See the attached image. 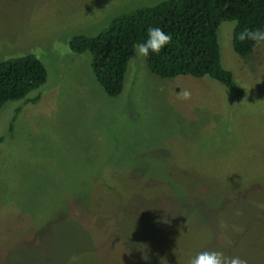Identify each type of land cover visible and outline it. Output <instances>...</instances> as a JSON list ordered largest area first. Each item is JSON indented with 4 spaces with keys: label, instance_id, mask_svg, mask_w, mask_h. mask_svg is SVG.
<instances>
[{
    "label": "rangeland",
    "instance_id": "rangeland-1",
    "mask_svg": "<svg viewBox=\"0 0 264 264\" xmlns=\"http://www.w3.org/2000/svg\"><path fill=\"white\" fill-rule=\"evenodd\" d=\"M159 1L0 0V61L33 54L46 70L35 103L0 106V264H188L204 250L264 264V44L238 55L234 22L217 26L242 97L153 75L134 50L108 96L68 46Z\"/></svg>",
    "mask_w": 264,
    "mask_h": 264
},
{
    "label": "trees",
    "instance_id": "trees-1",
    "mask_svg": "<svg viewBox=\"0 0 264 264\" xmlns=\"http://www.w3.org/2000/svg\"><path fill=\"white\" fill-rule=\"evenodd\" d=\"M223 20L234 22L233 51L246 55L256 44L241 43L237 35L244 28H264V0H161L115 16L95 36L74 35L69 38L68 46L76 53L89 52L90 68L97 83L108 96H115L122 89L133 45L147 40L149 27H159L171 34L172 40L160 54L150 52L144 58L150 73L158 77L208 76L234 97H242L243 88L220 63L216 29ZM45 79V67L33 54L0 61V106L7 100L35 103L38 95L32 98L26 95ZM18 111L19 106L14 109V115Z\"/></svg>",
    "mask_w": 264,
    "mask_h": 264
},
{
    "label": "clouds",
    "instance_id": "clouds-1",
    "mask_svg": "<svg viewBox=\"0 0 264 264\" xmlns=\"http://www.w3.org/2000/svg\"><path fill=\"white\" fill-rule=\"evenodd\" d=\"M147 35L146 41L133 45L135 56L147 58L150 52L158 55L172 40L171 34L165 33L159 27H149ZM237 39L241 43L252 41L256 45L264 44V28H244L238 33ZM190 95V92L185 91L182 98L189 99ZM77 259L76 256L70 257L69 264H75ZM188 264H247V260L239 256L226 255L223 251L204 250L190 258Z\"/></svg>",
    "mask_w": 264,
    "mask_h": 264
}]
</instances>
